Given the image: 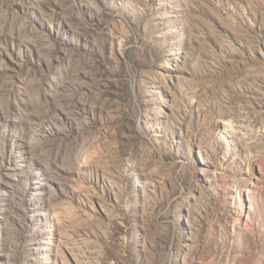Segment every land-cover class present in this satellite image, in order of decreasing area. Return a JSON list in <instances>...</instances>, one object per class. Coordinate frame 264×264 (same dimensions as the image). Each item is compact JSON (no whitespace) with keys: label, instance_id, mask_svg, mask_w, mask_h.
I'll return each instance as SVG.
<instances>
[{"label":"rangeland","instance_id":"374dc122","mask_svg":"<svg viewBox=\"0 0 264 264\" xmlns=\"http://www.w3.org/2000/svg\"><path fill=\"white\" fill-rule=\"evenodd\" d=\"M0 264H264V0H0Z\"/></svg>","mask_w":264,"mask_h":264}]
</instances>
